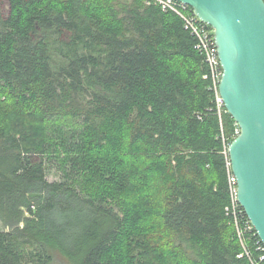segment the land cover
I'll use <instances>...</instances> for the list:
<instances>
[{
	"label": "trees",
	"instance_id": "1",
	"mask_svg": "<svg viewBox=\"0 0 264 264\" xmlns=\"http://www.w3.org/2000/svg\"><path fill=\"white\" fill-rule=\"evenodd\" d=\"M195 42L143 0H0V264H141L129 247L143 264H264L225 212L237 125L218 115ZM52 122L87 136L74 144L84 186L48 180L69 135L47 134ZM103 156L111 170L92 162ZM125 159L118 175L138 170L129 188L155 204L149 233L122 188L91 179Z\"/></svg>",
	"mask_w": 264,
	"mask_h": 264
},
{
	"label": "water",
	"instance_id": "2",
	"mask_svg": "<svg viewBox=\"0 0 264 264\" xmlns=\"http://www.w3.org/2000/svg\"><path fill=\"white\" fill-rule=\"evenodd\" d=\"M213 31L218 86L239 128L228 146L237 201L264 246V0H175Z\"/></svg>",
	"mask_w": 264,
	"mask_h": 264
},
{
	"label": "rangeland",
	"instance_id": "3",
	"mask_svg": "<svg viewBox=\"0 0 264 264\" xmlns=\"http://www.w3.org/2000/svg\"><path fill=\"white\" fill-rule=\"evenodd\" d=\"M45 131L47 134H54L57 136L60 135L63 131L68 132L69 135L67 138L63 139L62 142L65 145V155H66V162L65 164L62 163V160L64 158V155H61L60 157L56 156L53 154L49 160H47V166H48V173H47V178L50 182H62L65 181L66 179L73 178V182H77L76 185L79 187L84 186L89 179L88 174L82 173L84 170V166L81 165H76L77 162L79 161V153H77V149L74 147V144H78L81 140H86L87 136L81 134L79 131H74L71 130L68 127L63 126L62 124H58L55 122H52L51 125L47 128H45ZM119 138V137H118ZM54 142H58V140L55 138L53 139ZM111 147H114L116 145L115 140L111 139L110 141ZM107 152H111L107 148ZM58 154V153H57ZM83 157V156H82ZM108 157L109 159L105 158ZM90 157H87L85 160L89 161ZM82 161L84 159L81 158ZM117 159L116 157L113 156H103L99 159L92 160V162H97L100 165H105V166H110V170L112 169L113 162H115ZM125 164H122V169L119 170L118 173L112 172L108 169H101L100 172L97 173V169L93 171L91 175V179L94 181H102L103 177L105 175L109 176L108 183L114 187L117 191H120L122 188V191L126 193L127 196H129L130 202L135 204L137 207V212H138V217H139V228L147 229L148 233L149 231H152V228H148V222L146 221L145 218L149 217V212L152 208H154L155 204H148V202H152L153 198L151 197L150 199H146V194L148 192L147 187L145 186H138L135 187V189L129 188V184L132 182L136 175L138 170L130 169L128 171L127 178L128 180L124 179L122 180L118 174L124 175L126 172V168H129L130 164L128 165L127 163L130 162L129 159H125ZM74 165H76L75 169L77 170L78 174L75 175L74 171ZM91 165H94L97 167V164L92 163ZM106 176V177H108ZM133 183V182H132ZM149 186V183H148ZM151 196L154 195V192L151 191ZM4 230V227L0 223V231ZM154 239H151L148 237V241H153ZM141 243V242H140ZM149 243V242H148ZM140 245V244H138ZM153 249V247H152ZM128 255L137 263L143 264V261H140L139 258H136L134 256H131L133 252V247H129L126 249ZM56 261L58 264H68L64 259H62L59 256H56Z\"/></svg>",
	"mask_w": 264,
	"mask_h": 264
},
{
	"label": "built area",
	"instance_id": "4",
	"mask_svg": "<svg viewBox=\"0 0 264 264\" xmlns=\"http://www.w3.org/2000/svg\"><path fill=\"white\" fill-rule=\"evenodd\" d=\"M147 6L153 5L160 8L162 12L175 13L183 22V27L187 30L191 37L195 39V50L203 58L208 68V77L210 78L211 86L210 89L214 93L215 104L217 107L218 115L220 116L221 108L223 107L221 98L218 92V86L222 77V69L220 66L217 49L213 39L212 29L201 22L192 9L185 4H182L175 0H143ZM204 76V78H207ZM239 134L238 126L235 129V137ZM224 150H228L229 144H226L223 139ZM228 169L230 168V162H227ZM231 171V170H230ZM228 171V184L230 194V206L225 209L227 215L232 216L234 226L237 232L238 239L244 249V254L251 260V252L246 248V243L251 238H256L255 246L256 249L262 252L259 256V261H264V246L259 240L253 226L246 217L243 209L237 201V188L236 180L232 173ZM251 236V238H249ZM252 264L254 263L251 260Z\"/></svg>",
	"mask_w": 264,
	"mask_h": 264
}]
</instances>
